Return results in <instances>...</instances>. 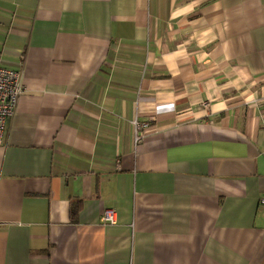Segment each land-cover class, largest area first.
I'll return each instance as SVG.
<instances>
[{
    "label": "crops",
    "instance_id": "1",
    "mask_svg": "<svg viewBox=\"0 0 264 264\" xmlns=\"http://www.w3.org/2000/svg\"><path fill=\"white\" fill-rule=\"evenodd\" d=\"M0 55V264H264V0H0Z\"/></svg>",
    "mask_w": 264,
    "mask_h": 264
},
{
    "label": "built area",
    "instance_id": "2",
    "mask_svg": "<svg viewBox=\"0 0 264 264\" xmlns=\"http://www.w3.org/2000/svg\"><path fill=\"white\" fill-rule=\"evenodd\" d=\"M23 91V77L19 70H13L2 64L0 55V144L6 128L7 122L13 117L19 96ZM140 129V125L136 124ZM143 129V128H142ZM140 137H137V141ZM264 156V148L262 150ZM260 205L264 208V199L260 200ZM103 224L112 225L116 222L115 212L107 209L101 216Z\"/></svg>",
    "mask_w": 264,
    "mask_h": 264
}]
</instances>
